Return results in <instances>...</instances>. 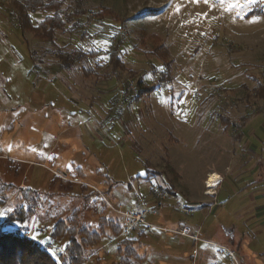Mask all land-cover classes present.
<instances>
[{"label": "rangeland", "instance_id": "374dc122", "mask_svg": "<svg viewBox=\"0 0 264 264\" xmlns=\"http://www.w3.org/2000/svg\"><path fill=\"white\" fill-rule=\"evenodd\" d=\"M22 1L0 0V213L30 206L23 188L52 193L28 235L66 260L70 237L50 240L53 224L81 205L82 185L87 196L108 177L112 191L93 195L82 220L98 229L103 197L146 210L131 232L145 233L142 264H264L252 202L264 184L251 183L264 177V0H67L52 45L21 28ZM67 55L74 67L61 69ZM213 171L224 177L218 207L202 211V176ZM182 226L199 237L172 233ZM116 249L104 239L88 264H117Z\"/></svg>", "mask_w": 264, "mask_h": 264}, {"label": "trees", "instance_id": "16d2710c", "mask_svg": "<svg viewBox=\"0 0 264 264\" xmlns=\"http://www.w3.org/2000/svg\"><path fill=\"white\" fill-rule=\"evenodd\" d=\"M66 1L67 0L22 1L18 7L20 9L19 24L21 28L24 31L34 33V36L39 40L46 41L51 45L54 44L56 31H62L65 26L59 10ZM51 10L54 11L53 15H46V17L36 25L33 23L32 14L49 12ZM74 13L75 15H79V12ZM70 16L72 19L73 15L70 14ZM120 44L121 43L113 47L111 61L114 68H116L119 63L120 57L118 53ZM81 58L82 56L78 55L77 60ZM75 60L70 59L67 55L63 58V64L60 65L61 69L73 68ZM139 89L141 93L144 91L142 88ZM76 172L81 179H86V175L82 169L77 168ZM69 176L73 178L71 174H69ZM105 179L106 183L103 184L102 189L105 192H110L111 190L109 189L113 188V182L108 177ZM53 180L59 181L60 179L59 177H55ZM4 186L5 188H13L12 185ZM73 186L74 184L69 183L67 186L62 187V189L65 193H69L73 189ZM81 190L85 193L88 187L82 185ZM160 190L164 191L165 189L161 188ZM22 191L31 196L29 207H25L24 204L19 207L22 213L25 214L18 216L19 209L17 208L13 211L6 212L5 215L0 217V264H88L89 260L92 258L90 254L94 252L96 255V252L102 249L103 241L106 238L117 240L116 253L119 258L117 264H142L145 261L146 254L149 252L148 247L141 241L145 233L140 232L139 236L136 238L123 237L126 230V223L121 221L118 217L115 219L108 217L110 211L114 212L117 216L120 215L111 210L104 200L100 199L103 208L98 214L99 227L97 230H93L88 224L89 221L82 220L81 213L83 211L91 212V210H93L94 206L91 203V197L93 195L99 196L100 194L97 192H92L87 196H84L82 193L81 205L71 210L70 216L67 219H57L53 224L49 234L50 240L57 241L60 237H70L65 247L67 259H63L64 252L56 250V255L54 256L52 254L53 252L28 235V225L30 221L35 220L39 212H43L45 209L44 205L47 201L46 199L47 197H51L52 193L47 195L28 188H23ZM2 195L3 193L0 192V196ZM50 208L51 207L47 208V210ZM134 229L135 227H133L132 230Z\"/></svg>", "mask_w": 264, "mask_h": 264}, {"label": "crops", "instance_id": "0c3cea01", "mask_svg": "<svg viewBox=\"0 0 264 264\" xmlns=\"http://www.w3.org/2000/svg\"><path fill=\"white\" fill-rule=\"evenodd\" d=\"M73 169H74V171L76 172V169L77 168H79V169H82V168H80V167H72ZM228 169V168H227ZM83 170V169H82ZM84 171V170H83ZM77 173V172H76ZM85 173V172H84ZM70 173H69V170L64 174L65 176H68ZM211 174H217V175H219L220 177H221V179H220V181H219V184H217L216 185V187L215 188H213L212 190L210 189V188H208L207 187V181H208V179H209V177H210V175ZM58 176V175H57ZM104 178H106V177H104ZM224 180V177L223 176H221V174L219 173V172H216V171H213V172H207V173H205L203 176H202V196H201V199L200 200H198V201H200V204H201V209H202V211H204L207 207H209L208 208V211L210 212V209H212V207L213 206H216V207H218L217 206V204H218V201H219V197H220V191H221V184H222V181ZM257 182H259V183H261V184H264V177L262 178V179H252L251 180V183L252 184H255V183H257ZM155 187H153L152 189H154ZM161 188H165V189H168V191H165V193H167V194H165L163 191H161L160 189ZM158 191H161V193H164L165 194V196L168 198V197H171V196H176L177 195V189L175 188V187H168V186H166V185H159V186H157V188H156ZM209 189L211 190V192H213L212 194H210V193H208V191H209ZM109 190H111L112 191V188L111 189H109ZM110 191V192H111ZM97 193H99L100 195H103V193L105 192L104 190L102 191V190H98L97 189V191H96ZM110 192H105V193H110ZM167 198H166V200H167ZM251 198V197H250ZM102 200H104L107 204H108V206L110 207V209L111 210H113V211H115L116 213H118L119 215H121L122 216V219H123V221L126 223V230H125V232H124V236H126V237H133L132 235H131V232H132V229H133V227H135V228H137V227H140V226H142V225H139V224H132V221H130V223H127V221H126V218L124 217V215L123 214H131V215H135V214H138V213H142V208L141 207H139V208H137V210H133V211H131V212H123V211H120V210H116L109 202H108V200L105 198V197H103V198H101ZM166 200H164V201H166ZM228 201H230V198H228ZM252 202L254 203V212H255V216H253L254 217V219L255 220H257V221H261V220H263L262 222H264V191L263 192H257L256 193V195L255 196H253V199H252ZM139 203L141 204V201H140V199H139ZM227 205V204H226ZM160 208L162 209V206H160ZM208 212V213H209ZM121 213V214H120ZM191 216H193V213H191ZM130 228V230H128L127 231V229H129ZM184 229H187V230H190V233H191V235H193V236H197V237H199V234H200V228H196V229H194V228H192V227H189V226H182L178 231H174V230H172L173 232V234H177V232H180V231H182V230H184ZM220 229H226V228H221L220 227ZM137 230H139L138 228H137ZM171 231V230H170ZM223 231V230H222ZM141 232H143V231H141ZM139 233H140V231H139ZM178 235V234H177ZM181 236V235H180ZM182 237H185V236H182ZM186 238H189V237H186ZM191 239V238H190Z\"/></svg>", "mask_w": 264, "mask_h": 264}, {"label": "built area", "instance_id": "2783aa9c", "mask_svg": "<svg viewBox=\"0 0 264 264\" xmlns=\"http://www.w3.org/2000/svg\"><path fill=\"white\" fill-rule=\"evenodd\" d=\"M157 192H158V190H157ZM160 195H162V194L160 193ZM147 213L148 212L146 210H144L142 213H138V214H135V215H131V214H123V215L125 216L127 223H130V221H132V224L146 225L145 216H146ZM148 226L151 227L150 225H148ZM128 230H130V228L127 229V231ZM177 234L181 235V236L192 238L194 240L197 239V237L196 236H192L191 233H190V230H187V229H184V230H182L180 232H177Z\"/></svg>", "mask_w": 264, "mask_h": 264}, {"label": "snow or ice", "instance_id": "6c2138e0", "mask_svg": "<svg viewBox=\"0 0 264 264\" xmlns=\"http://www.w3.org/2000/svg\"><path fill=\"white\" fill-rule=\"evenodd\" d=\"M191 3H195V4H200L201 2L204 4H209L210 0H190ZM220 2L223 4L225 2V0H220ZM255 2V0H248V3L251 4ZM235 7H242V5L239 4V0H237L236 3L233 4H229V8H235ZM105 44H107V42H104ZM5 213H0V216L4 215ZM38 235H34L33 239H37ZM54 256L56 255L55 252L52 253Z\"/></svg>", "mask_w": 264, "mask_h": 264}, {"label": "bare ground", "instance_id": "6f19581e", "mask_svg": "<svg viewBox=\"0 0 264 264\" xmlns=\"http://www.w3.org/2000/svg\"><path fill=\"white\" fill-rule=\"evenodd\" d=\"M220 179H221V177L219 175L211 174L208 181H207V183H208L207 187L212 190L213 188L216 187V185L218 184ZM211 190L208 193L212 194Z\"/></svg>", "mask_w": 264, "mask_h": 264}]
</instances>
